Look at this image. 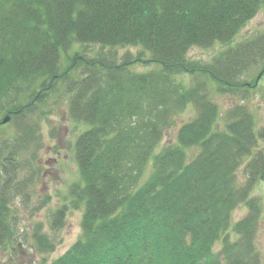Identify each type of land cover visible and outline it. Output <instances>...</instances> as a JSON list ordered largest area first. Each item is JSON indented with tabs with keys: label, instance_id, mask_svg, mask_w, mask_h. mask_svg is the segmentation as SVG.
<instances>
[{
	"label": "trees",
	"instance_id": "obj_1",
	"mask_svg": "<svg viewBox=\"0 0 264 264\" xmlns=\"http://www.w3.org/2000/svg\"><path fill=\"white\" fill-rule=\"evenodd\" d=\"M261 10L264 0H0V137L12 124L18 134L0 146V251L21 241L6 195L18 189L16 154L36 139L29 115L62 82L70 117L87 129L52 230L83 210L82 236L51 264H264L252 194L264 184V128L247 106L222 114L210 97L211 85L236 94L264 76V35L231 46ZM217 44L227 48L211 62L190 58ZM92 45L137 53L88 57ZM191 106L196 117L163 145ZM241 205L248 213L233 222ZM32 241L39 254L56 248L41 225Z\"/></svg>",
	"mask_w": 264,
	"mask_h": 264
},
{
	"label": "rangeland",
	"instance_id": "obj_2",
	"mask_svg": "<svg viewBox=\"0 0 264 264\" xmlns=\"http://www.w3.org/2000/svg\"><path fill=\"white\" fill-rule=\"evenodd\" d=\"M261 35H264V10H261L247 24L231 46ZM79 47L82 49V46ZM226 48L227 46L223 44H217L209 49L194 48L190 52V58L204 63L211 62ZM86 51L88 57L105 54L106 56H116L119 60L127 51L133 54L137 53L136 48L110 50L99 45L89 46ZM69 53L71 55L72 50ZM150 67L138 65L135 70L144 72ZM259 69L260 66L254 71V74ZM72 75L73 78L79 76L77 72ZM214 86L211 85L210 97L219 105L222 114H225L234 104H243L253 113L257 127L264 128V76L255 89L236 94H221ZM56 88L55 92H48L46 102L36 107L29 115L27 123L35 129L33 136L36 139L31 140L27 148L22 145L21 150L16 154L17 168L12 172L15 180L13 184L18 189L8 193L6 197L10 214L17 217L18 231L16 235L21 241L18 246H13V249L10 248L5 252L0 251V264L9 262L11 264H51L67 252L82 236L83 210L69 211L64 226L59 231L52 230L55 211L65 203L70 186L79 180L74 146L78 136L87 129L85 125L74 122L69 115V105L73 94L69 92L67 85L61 82ZM196 115V109L191 106L176 117L175 123L165 133L163 145L176 143L179 128L195 118ZM36 124H38V129H36ZM1 133L4 136L0 137V146L9 140L11 135H18L14 124L4 126ZM36 147L40 148L35 150ZM261 147H264V142L261 143ZM3 155L5 156L4 153ZM2 162L3 159L0 160V164ZM237 179L242 183L245 180V164L239 169ZM252 194L260 199L263 206L256 236V248L261 252V258L264 260V184H258ZM247 213L248 209L245 205L239 206L233 213V222L241 220ZM38 225H41L43 231L56 245L53 252L39 254L33 248L32 232ZM219 250L220 244L216 246V251Z\"/></svg>",
	"mask_w": 264,
	"mask_h": 264
},
{
	"label": "water",
	"instance_id": "obj_3",
	"mask_svg": "<svg viewBox=\"0 0 264 264\" xmlns=\"http://www.w3.org/2000/svg\"><path fill=\"white\" fill-rule=\"evenodd\" d=\"M11 117L8 115L4 118V120L2 121V124H7L10 121Z\"/></svg>",
	"mask_w": 264,
	"mask_h": 264
},
{
	"label": "bare ground",
	"instance_id": "obj_4",
	"mask_svg": "<svg viewBox=\"0 0 264 264\" xmlns=\"http://www.w3.org/2000/svg\"><path fill=\"white\" fill-rule=\"evenodd\" d=\"M242 30H243V29H242ZM240 33H241V32H240ZM240 33H239V34H240Z\"/></svg>",
	"mask_w": 264,
	"mask_h": 264
}]
</instances>
